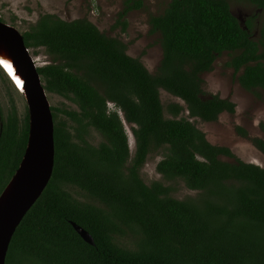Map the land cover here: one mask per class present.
I'll list each match as a JSON object with an SVG mask.
<instances>
[{"label":"trees","instance_id":"trees-1","mask_svg":"<svg viewBox=\"0 0 264 264\" xmlns=\"http://www.w3.org/2000/svg\"><path fill=\"white\" fill-rule=\"evenodd\" d=\"M247 1L264 10V0ZM141 7L142 0H124L114 26L123 31L127 13ZM148 25L162 50L154 74L127 54L121 39L86 18L66 21L45 13L22 32L33 54L42 47L48 56L36 67L46 95L65 98L76 109L50 105L52 173L17 225L5 264H264V166L211 144L190 120L234 112L231 100L202 96L201 75L222 53L241 87L264 90L259 42L228 0H170ZM160 89L183 102L167 105L169 117ZM0 119L1 191L25 149L27 106L19 118L11 103ZM91 130L100 137L97 144L89 140ZM253 144L264 156V138ZM156 149L165 150L157 173L181 179L194 196L175 198L170 186L144 181L139 171Z\"/></svg>","mask_w":264,"mask_h":264},{"label":"rangeland","instance_id":"rangeland-1","mask_svg":"<svg viewBox=\"0 0 264 264\" xmlns=\"http://www.w3.org/2000/svg\"><path fill=\"white\" fill-rule=\"evenodd\" d=\"M123 1L0 0V20L14 26L22 33L36 22L39 15L45 13L54 14L66 21L86 18L104 34L121 39L127 45V54L139 58L147 70L154 74L162 58V50L159 34L149 31L148 17L163 12L170 0H142L141 8L133 9L125 16L126 27L122 31L120 25H114ZM228 3L239 22L249 26L252 39L259 42L260 50L264 53V10L258 9L247 0H228ZM29 51L37 66L48 62V56L42 47L35 50L36 54H33L30 49ZM228 59L229 55L226 53H222L215 59L211 70L201 75V88L203 97L217 94L231 100L235 104L234 112H222L214 121H202L198 118L190 120L204 132L206 139L211 144L228 147L233 155L243 162L264 166V156L253 144V138H264L261 126V124L264 125V90L257 89L251 92L241 87L232 68L225 64ZM262 61L264 62V59ZM5 76L7 75L5 74ZM5 78L0 72V115L5 114L6 109L13 103L17 106L19 118H21L26 106L25 99L11 80L7 77L9 80L7 82ZM159 95L165 117H169L167 112L169 103H183L163 89L159 90ZM47 97L50 105L76 109L73 103L58 95L47 94ZM106 105L110 110L115 109L113 103ZM184 114L186 113H182V115ZM59 115L62 116L60 113ZM125 130L132 154L134 140L128 125H125ZM90 132L89 140L93 144H97L100 141L99 135L94 130ZM164 152V149H156L148 155L139 171L144 181L149 183L158 180L163 185L170 186V195L175 198L194 196L196 191L186 187L181 179H164L157 173L155 166L163 157ZM223 158L232 160L227 157ZM72 192L81 200L87 199L81 192L76 190H72Z\"/></svg>","mask_w":264,"mask_h":264},{"label":"water","instance_id":"water-1","mask_svg":"<svg viewBox=\"0 0 264 264\" xmlns=\"http://www.w3.org/2000/svg\"><path fill=\"white\" fill-rule=\"evenodd\" d=\"M2 59L11 65L17 75L12 76ZM0 67L23 95L28 112V136L23 155L0 191L1 199L17 176L18 179L0 202V264H5L8 246L17 225L50 179L54 162V122L36 62L24 44L22 33L3 21H0ZM15 77L21 78L23 88ZM71 224L85 242L94 244L86 230L74 222Z\"/></svg>","mask_w":264,"mask_h":264},{"label":"bare ground","instance_id":"bare-ground-1","mask_svg":"<svg viewBox=\"0 0 264 264\" xmlns=\"http://www.w3.org/2000/svg\"><path fill=\"white\" fill-rule=\"evenodd\" d=\"M1 62L5 65V67L9 70V72L12 74V76L14 77L16 74V72H13L12 71V67L9 63H6L3 59L1 60ZM3 71L4 69L1 68ZM5 72V71H4ZM6 74V73H5ZM7 75V74H6ZM8 76V75H7ZM8 78L11 80V78L8 76ZM15 80L19 83L20 87L23 88V82L21 80V78H17L15 77ZM12 81V80H11ZM13 85L15 86V88L18 90V88L16 87V85L14 84V82L12 81ZM23 90V89H22ZM19 91V90H18ZM17 176H15V178L12 180V182L9 184V186L7 187V190L5 191L4 195L7 193V191L13 186V184L16 182L17 180ZM4 195H3V198H4ZM3 198L0 199V202L3 200Z\"/></svg>","mask_w":264,"mask_h":264},{"label":"flooded vegetation","instance_id":"flooded-vegetation-1","mask_svg":"<svg viewBox=\"0 0 264 264\" xmlns=\"http://www.w3.org/2000/svg\"><path fill=\"white\" fill-rule=\"evenodd\" d=\"M12 82V81H11ZM1 116V115H0ZM1 121V120H0ZM0 129H1V123H0Z\"/></svg>","mask_w":264,"mask_h":264}]
</instances>
